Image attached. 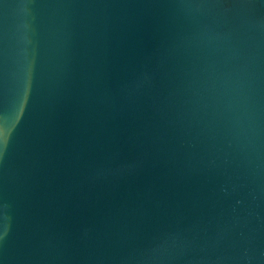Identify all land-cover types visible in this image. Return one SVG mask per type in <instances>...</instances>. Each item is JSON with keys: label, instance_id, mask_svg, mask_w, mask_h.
Listing matches in <instances>:
<instances>
[{"label": "water", "instance_id": "1", "mask_svg": "<svg viewBox=\"0 0 264 264\" xmlns=\"http://www.w3.org/2000/svg\"><path fill=\"white\" fill-rule=\"evenodd\" d=\"M0 264H264V0H0Z\"/></svg>", "mask_w": 264, "mask_h": 264}]
</instances>
